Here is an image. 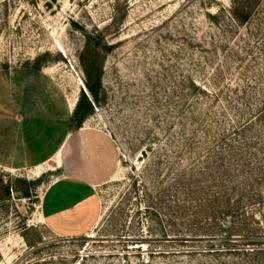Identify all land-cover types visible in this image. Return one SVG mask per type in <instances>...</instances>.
I'll return each mask as SVG.
<instances>
[{
    "label": "rangeland",
    "instance_id": "1",
    "mask_svg": "<svg viewBox=\"0 0 264 264\" xmlns=\"http://www.w3.org/2000/svg\"><path fill=\"white\" fill-rule=\"evenodd\" d=\"M87 43L100 86L80 125L117 157L98 220L51 233L56 164L0 154V264H264V0H0V142L31 107L74 123Z\"/></svg>",
    "mask_w": 264,
    "mask_h": 264
},
{
    "label": "crops",
    "instance_id": "2",
    "mask_svg": "<svg viewBox=\"0 0 264 264\" xmlns=\"http://www.w3.org/2000/svg\"><path fill=\"white\" fill-rule=\"evenodd\" d=\"M12 121L10 140L0 142L1 158L7 156L14 167L56 164V175L39 200L41 221L59 237L86 235L99 216L96 187L116 167L111 137L100 129L73 127L66 107L50 104L31 107Z\"/></svg>",
    "mask_w": 264,
    "mask_h": 264
},
{
    "label": "trees",
    "instance_id": "3",
    "mask_svg": "<svg viewBox=\"0 0 264 264\" xmlns=\"http://www.w3.org/2000/svg\"><path fill=\"white\" fill-rule=\"evenodd\" d=\"M245 15L240 16L241 21H244ZM86 50L80 57L81 68L84 74V87L90 95V100L87 99L83 92H80L72 111L71 119L74 120L73 127H79L82 120L90 115L93 110V105L97 103V92L100 86V63H97L98 50L95 48Z\"/></svg>",
    "mask_w": 264,
    "mask_h": 264
},
{
    "label": "water",
    "instance_id": "4",
    "mask_svg": "<svg viewBox=\"0 0 264 264\" xmlns=\"http://www.w3.org/2000/svg\"><path fill=\"white\" fill-rule=\"evenodd\" d=\"M86 94V93H85ZM3 191H4V193H7L8 192V186L7 185H4L3 186Z\"/></svg>",
    "mask_w": 264,
    "mask_h": 264
}]
</instances>
